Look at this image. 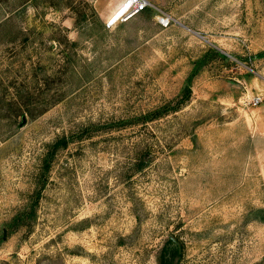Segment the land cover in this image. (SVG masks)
<instances>
[{"label": "rangeland", "instance_id": "1", "mask_svg": "<svg viewBox=\"0 0 264 264\" xmlns=\"http://www.w3.org/2000/svg\"><path fill=\"white\" fill-rule=\"evenodd\" d=\"M124 1L0 0V264H264V0Z\"/></svg>", "mask_w": 264, "mask_h": 264}, {"label": "built area", "instance_id": "2", "mask_svg": "<svg viewBox=\"0 0 264 264\" xmlns=\"http://www.w3.org/2000/svg\"><path fill=\"white\" fill-rule=\"evenodd\" d=\"M123 3H125L123 13L117 18H113L111 21L109 20L107 24L108 27L113 26L118 21H129L146 11L151 6L148 0H125ZM158 22L161 26L168 27L171 25L172 19L165 13H161V15L158 16ZM256 102L259 103L260 99Z\"/></svg>", "mask_w": 264, "mask_h": 264}, {"label": "bare ground", "instance_id": "3", "mask_svg": "<svg viewBox=\"0 0 264 264\" xmlns=\"http://www.w3.org/2000/svg\"><path fill=\"white\" fill-rule=\"evenodd\" d=\"M124 5H125V3H122V5L119 7V9L116 11V13L111 17L110 21H111L113 18H117V17H119V15H120L121 13H123Z\"/></svg>", "mask_w": 264, "mask_h": 264}, {"label": "trees", "instance_id": "4", "mask_svg": "<svg viewBox=\"0 0 264 264\" xmlns=\"http://www.w3.org/2000/svg\"><path fill=\"white\" fill-rule=\"evenodd\" d=\"M189 94H190V90H189V92H188Z\"/></svg>", "mask_w": 264, "mask_h": 264}]
</instances>
